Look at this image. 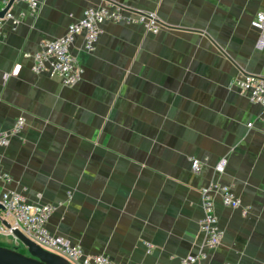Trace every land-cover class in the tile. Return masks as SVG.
<instances>
[{
  "label": "crops",
  "instance_id": "obj_1",
  "mask_svg": "<svg viewBox=\"0 0 264 264\" xmlns=\"http://www.w3.org/2000/svg\"><path fill=\"white\" fill-rule=\"evenodd\" d=\"M106 1L154 13L163 27L106 21L92 53L79 35L71 51L83 73L73 86L33 72L42 41ZM9 11L19 23L0 29V131L25 124L0 149L11 177L0 189L56 205L48 229L85 255L181 264L205 250L202 188L232 186L248 213L215 197L224 237L201 264L264 263V109L236 85L264 76L252 25L264 0H38L33 14L21 1Z\"/></svg>",
  "mask_w": 264,
  "mask_h": 264
},
{
  "label": "built area",
  "instance_id": "obj_2",
  "mask_svg": "<svg viewBox=\"0 0 264 264\" xmlns=\"http://www.w3.org/2000/svg\"><path fill=\"white\" fill-rule=\"evenodd\" d=\"M29 5L32 14L36 12L38 0H16ZM9 0L0 11H3ZM11 21L17 25L19 20L7 11L0 18L2 21ZM106 21L123 23L126 25H140L146 31L156 34L163 27L156 14L151 12H132L124 9L112 1H106L99 7H89L83 11L82 17L69 25L66 33L54 40H45L40 43L39 50L32 55L34 73L49 70L51 75L58 76L66 86L77 84L82 77L83 70L73 55L71 48L79 35L84 37V48L88 53L96 49L98 39L102 33L101 25ZM254 28L260 31L258 47L264 49V11L257 13L252 22ZM19 67L15 70L18 73ZM242 92L252 103L259 104L264 109V76L245 75L236 81ZM25 124L21 117L14 127L8 131H0V149L7 146L10 139L19 134ZM192 169L199 174L202 164L198 159L190 158ZM227 159L223 158L216 166L218 173L225 170ZM11 177L0 167V183L8 184ZM203 217L200 221V230L204 236L205 250L196 255H190L181 259V264H201L208 257V251L214 250L223 240L224 232L219 227L214 210V199L219 196L224 205L241 209L242 213H248V207H244L240 197L234 192L232 186H223L219 183H210L201 190ZM0 205L4 208L7 217L13 219L8 229L0 217V233L12 235V230H20L29 239L46 250L66 258L71 264H117L105 255H85L79 245L71 243L68 239L53 234L48 229V221L57 206L52 204H32L25 197L14 191L0 189ZM13 236V235H12ZM264 264V263H263Z\"/></svg>",
  "mask_w": 264,
  "mask_h": 264
},
{
  "label": "water",
  "instance_id": "obj_3",
  "mask_svg": "<svg viewBox=\"0 0 264 264\" xmlns=\"http://www.w3.org/2000/svg\"><path fill=\"white\" fill-rule=\"evenodd\" d=\"M15 1L9 0L6 8L0 11V18H3ZM0 209L4 211L1 205ZM4 224L8 229H11L9 223L5 222ZM12 235L26 252L0 245V264H71L66 258L50 252L32 241L20 230H12Z\"/></svg>",
  "mask_w": 264,
  "mask_h": 264
},
{
  "label": "rangeland",
  "instance_id": "obj_4",
  "mask_svg": "<svg viewBox=\"0 0 264 264\" xmlns=\"http://www.w3.org/2000/svg\"><path fill=\"white\" fill-rule=\"evenodd\" d=\"M0 235H2V234L0 233ZM11 238H12V240H10V239H9V241L0 240V242H1V244H3V246H6L8 248H14V249H17L18 251L26 252L25 249L22 246H20V244L15 240L14 237H11ZM0 239H1V237H0Z\"/></svg>",
  "mask_w": 264,
  "mask_h": 264
}]
</instances>
